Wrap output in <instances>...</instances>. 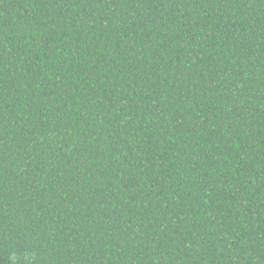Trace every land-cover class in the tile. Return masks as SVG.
<instances>
[{
    "label": "trees",
    "instance_id": "16d2710c",
    "mask_svg": "<svg viewBox=\"0 0 264 264\" xmlns=\"http://www.w3.org/2000/svg\"><path fill=\"white\" fill-rule=\"evenodd\" d=\"M0 264H264V0H0Z\"/></svg>",
    "mask_w": 264,
    "mask_h": 264
}]
</instances>
